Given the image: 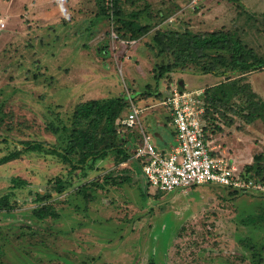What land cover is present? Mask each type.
I'll use <instances>...</instances> for the list:
<instances>
[{"label":"rangeland","instance_id":"1","mask_svg":"<svg viewBox=\"0 0 264 264\" xmlns=\"http://www.w3.org/2000/svg\"><path fill=\"white\" fill-rule=\"evenodd\" d=\"M100 1L107 6L0 0V264H264V190L203 184L162 193L146 184L137 160L117 152L74 169L48 150H22L33 140L64 146L60 132L79 104L129 95L144 108L147 133L159 137L164 128V144H173L162 99L181 81L206 89L224 77L190 64L157 78L171 59L150 47L158 29L238 30L264 58V0H121L125 15L142 11L140 22L150 26L137 39L99 13ZM245 77L264 96V68ZM262 127L235 106L208 113L206 131L226 155L251 157L264 152ZM43 206L53 214L40 216Z\"/></svg>","mask_w":264,"mask_h":264},{"label":"trees","instance_id":"2","mask_svg":"<svg viewBox=\"0 0 264 264\" xmlns=\"http://www.w3.org/2000/svg\"><path fill=\"white\" fill-rule=\"evenodd\" d=\"M120 1L108 0L107 6L100 1L99 13L116 17L120 23L118 29L127 30L131 39L146 35L150 31V26L140 22L142 11L125 15ZM150 47L158 49L160 54H168L171 58L167 64L161 65L158 69L157 78L177 69L184 70L190 64L197 66L199 74L224 77V80L218 84L204 89L203 121L206 127L208 113L223 114V110L235 106L239 107L248 121L264 120V98L253 89L252 83L245 77L253 71L264 68V58L245 43L238 30L194 32L190 29L184 31L158 29L153 36V45ZM181 83L180 89L187 88L184 83L183 85ZM126 106L128 109L129 102L128 98L126 102V96L92 99L81 103L74 110L71 124L63 126L60 132V136L64 137V141L62 139L64 146L57 147L33 140L21 143L22 150H48L70 163L74 169L80 168L88 161L95 162L106 158L110 152H117L130 158L134 151H131L132 143L129 136L135 139L137 133L131 127L124 130L123 125L118 122L124 117L127 111ZM118 134H126V138L122 135L119 142ZM3 140L7 142L8 138L5 137ZM19 156L20 150L11 153L7 160ZM256 165L257 169L252 174ZM248 168H251V172L247 170ZM248 168L246 170L249 174L264 179V154H256L254 162ZM56 190L63 192L65 188L58 184ZM2 201H6V198ZM47 214H53V212L50 207L43 206L39 215Z\"/></svg>","mask_w":264,"mask_h":264},{"label":"built area","instance_id":"3","mask_svg":"<svg viewBox=\"0 0 264 264\" xmlns=\"http://www.w3.org/2000/svg\"><path fill=\"white\" fill-rule=\"evenodd\" d=\"M0 19V28L5 27ZM204 89L172 88L162 99L174 127L175 142L165 149L153 142L142 123L144 108L129 95V107L123 125L139 132L133 158L142 167L148 186L162 193L188 189L196 185L215 184L231 191L264 190V179H257L246 170L237 171L234 159L217 154L206 136Z\"/></svg>","mask_w":264,"mask_h":264},{"label":"crops","instance_id":"4","mask_svg":"<svg viewBox=\"0 0 264 264\" xmlns=\"http://www.w3.org/2000/svg\"><path fill=\"white\" fill-rule=\"evenodd\" d=\"M260 12H264V10L263 11H260ZM213 75V74H212ZM217 77H219V76H217ZM254 82V81H253ZM252 82V85H253V88H254V83ZM260 84V88L261 87H264V81H263V83H259ZM195 89H204V87H198V88H195ZM255 91H257L261 96H263L261 93V91L259 90V87L257 86L256 87V85H255ZM264 97V96H263ZM168 113V112H167ZM168 115H169V113H168ZM263 122H264V120H263ZM248 123V122H247ZM170 125H171V128H172V134H173V138L175 139V133H174V127H173V125H172V122H171V117H170V122H169V128H170ZM248 127H251V130H253V131H256V127L254 126V125H249L248 124ZM262 128H264V127H262ZM159 137H157V136H152L153 137V141H154V139L156 140V139H158V141L160 140L161 142L160 143H158V142H156L157 143V146H159V148H161V149H165V148H167L170 144H164L165 142H163V140L166 138V136L169 134V132L168 131H166L164 128H159ZM257 132H261L260 130L259 131H257ZM206 134H208L207 133V131H206ZM253 135H255V134H253ZM250 136H252V135H250ZM252 138V137H251ZM207 139L210 141V138L207 136ZM214 141H210V143H211V146L213 147V149L216 151V153L217 154H226V153H228L229 154V152H228V150L227 149H220V148H224L223 147V145H221L222 147H220L219 149L216 147V145L213 143ZM231 147V146H230ZM223 150V151H222ZM261 153H263L264 154V152L262 151ZM256 154H258V153H256ZM256 154H252L251 155V157H249L247 154H246V151L243 153V150H241V151H239V150H236V151H234L232 154H231V156L230 157H232V159H234V163H235V165H236V167H237V171H239V172H241V171H243V170H246L244 167H246V164L248 165V164H252L253 162H254V157H255V155ZM135 159V158H134ZM136 160V159H135ZM241 164H245V166L243 167V166H241ZM146 184H147V182H146Z\"/></svg>","mask_w":264,"mask_h":264},{"label":"water","instance_id":"5","mask_svg":"<svg viewBox=\"0 0 264 264\" xmlns=\"http://www.w3.org/2000/svg\"><path fill=\"white\" fill-rule=\"evenodd\" d=\"M183 85V83H181Z\"/></svg>","mask_w":264,"mask_h":264}]
</instances>
